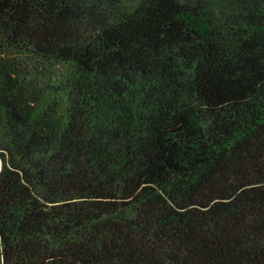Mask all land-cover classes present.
<instances>
[{
  "label": "trees",
  "instance_id": "16d2710c",
  "mask_svg": "<svg viewBox=\"0 0 264 264\" xmlns=\"http://www.w3.org/2000/svg\"><path fill=\"white\" fill-rule=\"evenodd\" d=\"M0 264H264V0H0Z\"/></svg>",
  "mask_w": 264,
  "mask_h": 264
},
{
  "label": "rangeland",
  "instance_id": "374dc122",
  "mask_svg": "<svg viewBox=\"0 0 264 264\" xmlns=\"http://www.w3.org/2000/svg\"><path fill=\"white\" fill-rule=\"evenodd\" d=\"M0 165H1V160H0Z\"/></svg>",
  "mask_w": 264,
  "mask_h": 264
}]
</instances>
